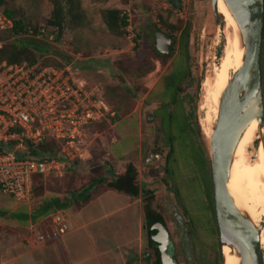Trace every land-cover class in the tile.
<instances>
[{"label":"rangeland","instance_id":"1","mask_svg":"<svg viewBox=\"0 0 264 264\" xmlns=\"http://www.w3.org/2000/svg\"><path fill=\"white\" fill-rule=\"evenodd\" d=\"M80 5L84 11L80 24L65 21L57 39H49L46 32L40 38L24 39L42 47L41 52L33 48L36 59L74 63L88 86H97L95 94L114 114H105L103 109L104 116L88 123L84 136L92 158L78 163L75 173L67 171L43 179L41 196L51 191L67 193L92 177L125 170L130 163L139 187L135 197L138 206L142 214L145 206L162 218L172 238L171 251L177 264H222L211 187L210 141L218 118L217 106L234 72L232 56L226 55L223 16L219 14L216 20L211 0H179L176 5L169 0H80ZM6 6L27 27L45 23L51 10L48 0H9ZM107 7H117L126 15L122 33H114L105 25L101 10ZM158 30L172 39L169 52L155 45ZM143 62L146 67L153 63L152 69L142 72ZM172 75L168 87L167 79ZM209 75L211 83L219 86L216 100L202 90L203 84H210ZM115 133L117 140L104 145ZM256 146L257 139L250 147L252 159ZM261 184L262 180L254 183ZM261 193L254 202L258 212L264 211ZM39 199L31 196L29 201L33 205ZM27 213L25 202L0 191L1 224L26 226ZM259 215L254 222L257 226L264 221L262 212ZM50 221L49 215L45 227L51 225L47 223ZM144 221L143 217L140 264H154L156 251L148 244ZM3 229L0 227V234L7 236L8 231ZM260 243L264 253V227Z\"/></svg>","mask_w":264,"mask_h":264},{"label":"built area","instance_id":"2","mask_svg":"<svg viewBox=\"0 0 264 264\" xmlns=\"http://www.w3.org/2000/svg\"><path fill=\"white\" fill-rule=\"evenodd\" d=\"M14 21L0 5V49L18 36L40 38L54 31L41 26L15 33ZM97 87V86H96ZM88 86L80 69L71 62L48 63L40 59L9 62L0 59V191L19 201H29L37 177L65 174L73 160L90 158L87 125L108 107ZM106 110L104 112L102 110ZM114 114V112L110 113ZM56 142L60 157L24 156L28 145ZM49 237L58 239L67 229L63 211L50 214Z\"/></svg>","mask_w":264,"mask_h":264},{"label":"water","instance_id":"3","mask_svg":"<svg viewBox=\"0 0 264 264\" xmlns=\"http://www.w3.org/2000/svg\"><path fill=\"white\" fill-rule=\"evenodd\" d=\"M237 22L244 46L242 65L233 72L221 97L217 121L210 141L213 200L221 246L229 245L240 257L239 264H264L259 226L235 205L227 180L237 143L251 120L256 117L262 131L258 140L264 146V101L261 82V41L264 25V0H224ZM218 20V0H211ZM221 27L223 25L221 24ZM160 51L169 52L172 39L161 31L154 34ZM150 237L159 250L158 264H177L171 251L172 238L162 222H155Z\"/></svg>","mask_w":264,"mask_h":264},{"label":"crops","instance_id":"4","mask_svg":"<svg viewBox=\"0 0 264 264\" xmlns=\"http://www.w3.org/2000/svg\"><path fill=\"white\" fill-rule=\"evenodd\" d=\"M116 134L103 144L116 141ZM103 158L108 160L106 155ZM123 170L116 173L126 169ZM94 191L87 203L61 208L68 223L58 239L48 236L52 224L45 227L53 211L33 219L35 203L23 201L28 208L26 226L0 223L3 231L9 233L7 236L0 234V264H140L143 214L137 199L108 186L99 185ZM56 195L51 191L39 198Z\"/></svg>","mask_w":264,"mask_h":264},{"label":"trees","instance_id":"5","mask_svg":"<svg viewBox=\"0 0 264 264\" xmlns=\"http://www.w3.org/2000/svg\"><path fill=\"white\" fill-rule=\"evenodd\" d=\"M9 0H0V5L3 7L4 12L7 16L11 17L14 21L13 31L15 33L26 32L27 26L22 22L21 19L15 17L14 10L6 6ZM51 3V10L45 23H40L39 25H29L35 31L38 30L41 25L46 27V30L56 31L55 38H58L63 31L65 21L69 23L78 25L80 20L84 16V11L80 5V0H48ZM106 1V0H103ZM173 5H176L179 0H169ZM102 19L107 26V28L114 33H122L123 26L127 25L126 15L121 13V9L117 7H107L101 10ZM160 31V30H159ZM262 57L264 61V30L262 32ZM25 35L18 36L17 40L8 41L0 49V59H6L9 62L21 61L24 59L35 61L36 53L33 51L35 48L38 52L42 51V47L33 40L24 39ZM156 50V48L154 47ZM146 65V63H145ZM142 72L150 71L153 67V63H149L146 67L144 62L140 64ZM146 67V68H145ZM264 72V71H263ZM173 80V75L168 78V87L170 86L169 81ZM172 82V81H171ZM109 103V102H107ZM110 104V103H109ZM172 150V148H170ZM24 156L43 158V157H60L59 148L53 140H45L37 145H28V149L24 152ZM92 158V157H91ZM91 158L85 161L73 160L69 163L68 171L76 172L78 163L87 162ZM37 183L33 185L31 196L41 197L43 184V178L41 176L37 177ZM103 183L105 186L115 188L117 190L123 191L129 194L131 197H136L139 193L138 184L135 181V171L132 164H128L126 170L123 173H114L108 176L107 173L100 174L98 176L92 177L86 184L82 187L68 191L61 195H56L49 197L48 199L40 198L34 205V210L32 212V218L37 219L42 215L48 214L49 212L55 211L56 209H61L69 207L71 205L81 206L87 203L93 196L94 189ZM255 188L259 191L261 188L255 185ZM37 191V193H35ZM257 208V207H256ZM258 209V208H257ZM259 212L264 214V211L259 210ZM143 217L145 222V227L147 229L148 244L152 250L156 251V260L154 264H158L160 261L159 250L152 241L150 237L151 231L155 228V222H162V218L158 214H154L150 209L144 206ZM138 257V256H137ZM149 257V254L145 256ZM132 258H135L133 256ZM147 260V258H146Z\"/></svg>","mask_w":264,"mask_h":264},{"label":"bare ground","instance_id":"6","mask_svg":"<svg viewBox=\"0 0 264 264\" xmlns=\"http://www.w3.org/2000/svg\"><path fill=\"white\" fill-rule=\"evenodd\" d=\"M218 11L223 14L224 26L222 32L225 34L226 55L231 54L234 62V71L242 65L244 46L236 20L225 5L224 0H218ZM210 78V79H209ZM210 84L202 85L203 92L210 94L216 100L219 94V86L211 83L212 76L209 75ZM219 113V105L217 106ZM262 128L259 127L257 118L254 117L244 129L234 152L231 162L227 189L239 211L248 216L253 223L260 217L254 206V202L264 194V146L261 140L257 141L258 150H254L255 158H251L250 147L254 140L259 137ZM262 180L261 190L255 188L254 183ZM264 203V197L262 199ZM264 215V214H263ZM263 228L261 230L262 234ZM222 264H239L240 257L235 249L229 245L221 246Z\"/></svg>","mask_w":264,"mask_h":264},{"label":"flooded vegetation","instance_id":"7","mask_svg":"<svg viewBox=\"0 0 264 264\" xmlns=\"http://www.w3.org/2000/svg\"><path fill=\"white\" fill-rule=\"evenodd\" d=\"M171 150V149H170ZM153 154H151V156H152ZM211 164V163H210ZM127 168V167H126ZM212 174V173H211ZM211 187H212V189H213V182H212V175H211ZM213 191V190H212Z\"/></svg>","mask_w":264,"mask_h":264}]
</instances>
